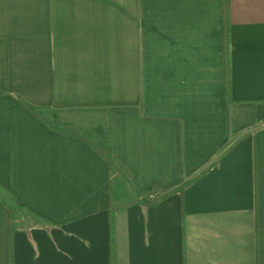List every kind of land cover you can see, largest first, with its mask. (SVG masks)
<instances>
[{"label": "crops", "instance_id": "0c3cea01", "mask_svg": "<svg viewBox=\"0 0 264 264\" xmlns=\"http://www.w3.org/2000/svg\"><path fill=\"white\" fill-rule=\"evenodd\" d=\"M114 261L264 264V0H0V264Z\"/></svg>", "mask_w": 264, "mask_h": 264}, {"label": "trees", "instance_id": "16d2710c", "mask_svg": "<svg viewBox=\"0 0 264 264\" xmlns=\"http://www.w3.org/2000/svg\"><path fill=\"white\" fill-rule=\"evenodd\" d=\"M106 157L108 158V160L111 162V166H112V172L114 173L116 168L113 164V157L111 156V154L108 152L106 154ZM8 205L10 206L11 210L13 213L17 212L19 210L18 206L13 202V199L8 202ZM119 206H115V203H113L112 205V218L115 216V213H113L116 209H118ZM112 235H113V230H112ZM112 248H113V252H115V238H114V235H113V238H112ZM115 255V254H114ZM114 264H115V261H114Z\"/></svg>", "mask_w": 264, "mask_h": 264}, {"label": "rangeland", "instance_id": "374dc122", "mask_svg": "<svg viewBox=\"0 0 264 264\" xmlns=\"http://www.w3.org/2000/svg\"><path fill=\"white\" fill-rule=\"evenodd\" d=\"M5 197H6V199L10 202V198H9L7 195H6Z\"/></svg>", "mask_w": 264, "mask_h": 264}]
</instances>
